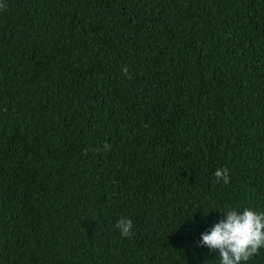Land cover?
I'll return each instance as SVG.
<instances>
[{"label": "trees", "instance_id": "16d2710c", "mask_svg": "<svg viewBox=\"0 0 264 264\" xmlns=\"http://www.w3.org/2000/svg\"><path fill=\"white\" fill-rule=\"evenodd\" d=\"M0 2V264H219L264 211V0Z\"/></svg>", "mask_w": 264, "mask_h": 264}, {"label": "clouds", "instance_id": "9594fccd", "mask_svg": "<svg viewBox=\"0 0 264 264\" xmlns=\"http://www.w3.org/2000/svg\"><path fill=\"white\" fill-rule=\"evenodd\" d=\"M6 4L0 2V10ZM128 70H122L127 75ZM110 150V146H104ZM215 183L229 184L231 176L227 168H218L215 173ZM211 229L200 236L197 247L207 248L209 253H219V264H247L253 257L259 255L264 249V211H255L252 208L230 207ZM115 227L120 235L127 239L134 235L133 224L130 219L121 218Z\"/></svg>", "mask_w": 264, "mask_h": 264}]
</instances>
